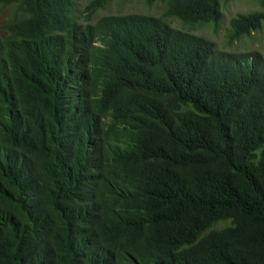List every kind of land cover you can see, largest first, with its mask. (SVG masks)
<instances>
[{"label":"trees","instance_id":"1","mask_svg":"<svg viewBox=\"0 0 264 264\" xmlns=\"http://www.w3.org/2000/svg\"><path fill=\"white\" fill-rule=\"evenodd\" d=\"M111 1L0 0V264H264V56L170 25L233 0Z\"/></svg>","mask_w":264,"mask_h":264},{"label":"rangeland","instance_id":"2","mask_svg":"<svg viewBox=\"0 0 264 264\" xmlns=\"http://www.w3.org/2000/svg\"><path fill=\"white\" fill-rule=\"evenodd\" d=\"M73 1L74 13L80 16L79 21H84L81 18V10L88 0ZM163 8L164 5L161 3L153 2L152 4H147L146 0H112L106 6L95 12L91 18V22L93 23L100 16L108 14L137 12L157 16L160 15ZM258 8L259 6L256 0H233L221 5L222 17L216 28H214L212 24L201 27H191L182 24L177 19H170V25L210 39L215 43V48L219 51L237 53L258 50L264 56V30L231 42L228 40L227 36V28L229 27V19L231 17L236 13L247 12ZM14 12L15 8L13 5L0 6V27L7 19L13 16Z\"/></svg>","mask_w":264,"mask_h":264}]
</instances>
